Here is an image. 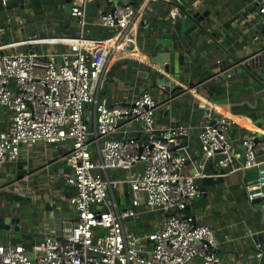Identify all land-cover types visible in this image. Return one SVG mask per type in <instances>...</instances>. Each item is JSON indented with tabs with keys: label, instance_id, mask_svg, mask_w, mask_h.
Listing matches in <instances>:
<instances>
[{
	"label": "crops",
	"instance_id": "crops-1",
	"mask_svg": "<svg viewBox=\"0 0 264 264\" xmlns=\"http://www.w3.org/2000/svg\"><path fill=\"white\" fill-rule=\"evenodd\" d=\"M141 1L91 0L88 22L81 27L62 10L63 3L56 5L59 0H0V54L61 52L77 37L93 41L89 44L93 48L95 41L113 34L99 24L101 14L117 3ZM260 6L252 0H147L146 14L137 24L135 49L112 57L98 90L106 104L131 103L139 92L148 91L159 103L158 127L191 126L177 147L188 154L182 171L195 175L204 192L178 213L214 230L218 264H264V256L255 258L257 243L264 242V198L250 203L247 196L257 188V167H242V140L253 135L264 141V13ZM34 34L38 38L32 40ZM236 60H245L244 66L234 65ZM87 109L90 120L91 106ZM8 116L1 109V128ZM219 116L232 121L233 166L226 168L218 164L222 153L205 156L198 135L201 125ZM123 134L142 135L136 124L115 135ZM71 147L70 139L22 145L16 160L0 164V216L10 225L0 229L1 242L29 248L45 235L60 234L63 223L75 220L69 203L75 188L66 181L71 165L64 157ZM201 172L216 180L206 183ZM18 173L22 177H16ZM108 174L120 180L115 194L120 205L127 206L129 185L124 178L128 171L115 169ZM136 209L139 213L126 221L128 228L153 230L158 218L147 220L143 214L150 211L142 205ZM189 264H201V258Z\"/></svg>",
	"mask_w": 264,
	"mask_h": 264
},
{
	"label": "built area",
	"instance_id": "built-area-1",
	"mask_svg": "<svg viewBox=\"0 0 264 264\" xmlns=\"http://www.w3.org/2000/svg\"><path fill=\"white\" fill-rule=\"evenodd\" d=\"M90 1L72 0L70 15L81 27L88 22ZM252 1L264 13V0ZM146 3H117L101 14L99 24L113 34L95 41L93 48L89 45L93 41L77 37L61 52L0 54V111L9 114L5 127H0V164L16 160L22 145L70 139L72 147L64 157L71 165L66 181L75 188L69 203L76 212L73 222L63 223L60 234L45 235L29 248L0 241V264H189L196 257L201 264L220 262L214 230L178 213L204 192L195 175L182 171L188 154L177 147L191 126L158 127L159 103L148 91L139 92L131 103L106 104L98 97L112 57L135 49ZM37 38L34 34L32 40ZM244 62L236 60L234 65ZM133 124L141 136L115 135ZM231 128V119L219 116L198 131L205 156L222 153L218 164L224 168L233 166ZM242 144V167H257V188L247 194L250 202L264 198V141L252 135ZM137 164L141 166L133 170ZM115 169L128 171L127 206H121L115 194L120 180L108 174ZM141 205L145 211H159L160 217L153 230L134 232L126 221L139 213L136 207ZM256 248L259 260L264 242Z\"/></svg>",
	"mask_w": 264,
	"mask_h": 264
},
{
	"label": "water",
	"instance_id": "water-1",
	"mask_svg": "<svg viewBox=\"0 0 264 264\" xmlns=\"http://www.w3.org/2000/svg\"><path fill=\"white\" fill-rule=\"evenodd\" d=\"M64 4L63 6V8H62V10L63 11H65V12H68V13H70V11H71V7H72V0H62V2H61V0H59V2L56 4L57 6H61V4ZM257 139V138H256ZM16 177H22V174L21 173H18L17 175H16ZM205 181H206V183H208V184H212L216 179L214 178V176L213 175H206V176H204V178H203ZM260 199H262V198H260V197H257V198H255V199H253L252 201H250V203H254V202H256V201H258V200H260ZM10 228V225H9V223L7 222V220L6 219H4L3 217H1L0 216V229H9ZM262 235H263V237H264V230H263V232H262Z\"/></svg>",
	"mask_w": 264,
	"mask_h": 264
},
{
	"label": "rangeland",
	"instance_id": "rangeland-1",
	"mask_svg": "<svg viewBox=\"0 0 264 264\" xmlns=\"http://www.w3.org/2000/svg\"><path fill=\"white\" fill-rule=\"evenodd\" d=\"M143 217H144L145 219H147V220H148V218H158V219H159V217H160V212L157 211V210H153V211H150V212H145V213L143 214Z\"/></svg>",
	"mask_w": 264,
	"mask_h": 264
}]
</instances>
